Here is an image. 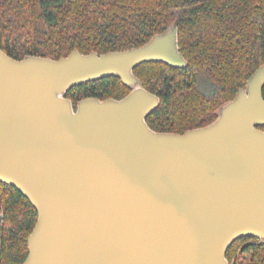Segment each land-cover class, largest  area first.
<instances>
[{
  "label": "water",
  "instance_id": "obj_1",
  "mask_svg": "<svg viewBox=\"0 0 264 264\" xmlns=\"http://www.w3.org/2000/svg\"><path fill=\"white\" fill-rule=\"evenodd\" d=\"M185 68L177 24L144 46L54 60L0 48V182L38 211L23 264H230L264 240V66L219 118L184 134L146 119L160 105L134 69ZM117 75L121 100L72 87Z\"/></svg>",
  "mask_w": 264,
  "mask_h": 264
},
{
  "label": "trees",
  "instance_id": "obj_2",
  "mask_svg": "<svg viewBox=\"0 0 264 264\" xmlns=\"http://www.w3.org/2000/svg\"><path fill=\"white\" fill-rule=\"evenodd\" d=\"M175 24L187 66L145 62L134 74L160 98L146 119L151 129L184 134L214 123L264 66V0H0V48L17 60L131 50ZM132 90L111 75L74 86L66 97L77 110L84 99L121 100ZM1 214L0 264H23L38 211L18 189L0 182ZM227 259L264 264V240L238 239Z\"/></svg>",
  "mask_w": 264,
  "mask_h": 264
},
{
  "label": "built area",
  "instance_id": "obj_3",
  "mask_svg": "<svg viewBox=\"0 0 264 264\" xmlns=\"http://www.w3.org/2000/svg\"><path fill=\"white\" fill-rule=\"evenodd\" d=\"M0 216H3L2 214Z\"/></svg>",
  "mask_w": 264,
  "mask_h": 264
}]
</instances>
